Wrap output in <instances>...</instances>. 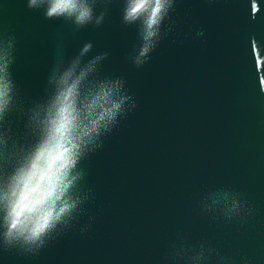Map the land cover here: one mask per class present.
I'll return each instance as SVG.
<instances>
[{
  "label": "water",
  "instance_id": "water-1",
  "mask_svg": "<svg viewBox=\"0 0 264 264\" xmlns=\"http://www.w3.org/2000/svg\"><path fill=\"white\" fill-rule=\"evenodd\" d=\"M47 3L0 0V194L69 72L76 163L36 239H5L0 203V264H264V0H161L151 28L154 4Z\"/></svg>",
  "mask_w": 264,
  "mask_h": 264
},
{
  "label": "clouds",
  "instance_id": "clouds-1",
  "mask_svg": "<svg viewBox=\"0 0 264 264\" xmlns=\"http://www.w3.org/2000/svg\"><path fill=\"white\" fill-rule=\"evenodd\" d=\"M43 2V0H42ZM37 0H28V6L34 7ZM160 12V11H159ZM68 14L74 16L77 24H85L92 18L91 5L81 0H48L45 15L48 18L61 17ZM125 20L128 19V10H125ZM161 18V17H160ZM157 24V18L150 22L151 28ZM152 35V33H151ZM148 49L143 48L141 55ZM8 66L5 67V75L9 77ZM11 84V80H8ZM70 86V84H69ZM10 91V90H9ZM9 91H5L4 86H0V111H4L9 103ZM7 97V99H6ZM72 113L65 115L63 123L59 128L52 127L47 136L36 148L31 158L20 166L10 177L2 194L0 203L4 205L7 219L10 221L5 239L11 237L17 239L23 235L25 240L36 239L45 229L37 231L34 222L44 213L48 224L62 213L57 201L60 200V189L62 182L66 179L70 167L75 165L73 157V120ZM87 120V116H84ZM65 209V208H64ZM15 223V227L13 224Z\"/></svg>",
  "mask_w": 264,
  "mask_h": 264
},
{
  "label": "snow or ice",
  "instance_id": "snow-or-ice-1",
  "mask_svg": "<svg viewBox=\"0 0 264 264\" xmlns=\"http://www.w3.org/2000/svg\"><path fill=\"white\" fill-rule=\"evenodd\" d=\"M251 3H252V0H250V10H251ZM151 4H154V6L151 7V15H150V18L148 19V24L150 26V22L155 21L159 11L161 10V6H162L161 0H132V3L129 5L128 16L129 17L136 16L137 14L141 13L145 9L146 5H151ZM256 10L259 11V8H257ZM149 35H151V33H149ZM253 43L254 42H252V45H253ZM262 56H264V55H262ZM70 74L71 73L69 72L65 75L64 90L60 91V93H59L58 112L56 115V120L53 121V127L54 128H59L61 123H63V121H64L65 115L71 114V112H70L71 101L69 98L72 97L74 92L77 90V85L79 84V78L72 81V83L69 86V84L67 83V80H68V76ZM87 119H88V117H87ZM83 134L87 135L88 133L85 131ZM2 159H3V153L0 154V160H2ZM67 186L68 185L65 184L64 186L61 187L60 195L62 194L63 188H66ZM0 199H2V197H0ZM60 211L64 212L65 209L61 208ZM58 216H59V214H58ZM15 226L16 225L14 223L13 227H15ZM49 226H50V224H48L47 218L45 217L44 213L41 212V215L39 217H37V219L34 222L35 229L37 231H40V230L44 229L45 227L48 228Z\"/></svg>",
  "mask_w": 264,
  "mask_h": 264
}]
</instances>
